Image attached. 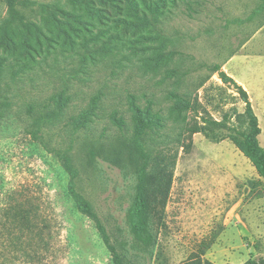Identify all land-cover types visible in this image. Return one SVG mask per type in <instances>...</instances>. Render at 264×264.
I'll return each instance as SVG.
<instances>
[{"label": "rangeland", "instance_id": "1", "mask_svg": "<svg viewBox=\"0 0 264 264\" xmlns=\"http://www.w3.org/2000/svg\"><path fill=\"white\" fill-rule=\"evenodd\" d=\"M21 1L33 4L24 10ZM128 1H95L104 18H85L73 39L99 34L103 50L84 55L52 22L65 17L50 6L72 12L64 0H15L17 9H37L38 59L47 60L0 103V264H114L96 223L70 198L62 155L125 264H183L193 254L212 264L264 259V179L228 131L210 125L234 126L246 109L211 72L216 65L249 94L264 149V0H152L159 14L149 28L119 21ZM8 20L9 2L0 0V58L13 55L2 38ZM170 51L181 55L162 57ZM60 93L69 108L36 122L29 107ZM89 105L96 109L75 133L70 121ZM136 109L154 123L142 138ZM140 194L152 210L145 241L130 221Z\"/></svg>", "mask_w": 264, "mask_h": 264}, {"label": "trees", "instance_id": "2", "mask_svg": "<svg viewBox=\"0 0 264 264\" xmlns=\"http://www.w3.org/2000/svg\"><path fill=\"white\" fill-rule=\"evenodd\" d=\"M64 1L69 7H71L72 12H68V10L66 11L57 5L50 6L53 10L58 11V13L60 12V14L65 17V19H57L55 15L52 17V22L59 29V38L62 39L64 44L68 47L72 46L75 48L78 54L81 53L80 51H82L81 54L84 55L101 53L103 46L98 45L99 34H95V36L91 38L84 37L79 44H77L73 38L75 33H80V30L76 29V25L88 24L89 20H86L85 18L97 20L104 18L103 9L96 7L95 1L100 4H106L113 0ZM8 2L10 5L11 21L9 23L8 20L7 24L1 29L2 38L6 41L7 46L12 51L13 55L11 58H0V103L5 105L10 103L11 96H7L9 90H12L13 87L15 88L21 83V76L25 75L27 72L33 71L35 67L40 65V61L47 60L46 58H43L42 60L38 59V57L44 52V50H42L41 38H44L45 36L41 27L34 20L38 11L37 9H31L27 12L24 11L29 9L27 8V5L33 3L30 1H21L25 8L24 10H21L19 9L20 7L18 9L15 7V0H8ZM155 5L156 4H154L152 0H141L140 2L129 0L126 16L123 19H119V21L129 28H149L158 23L157 15L159 14V10ZM43 7L46 8L45 5H43ZM258 11L264 12V3ZM53 14L54 12L51 13V15ZM90 30L91 29L88 27L84 31L88 32ZM75 36L77 38L79 37L78 35ZM48 40L51 49H55L54 45L60 46L57 39L48 38ZM89 44H92V46ZM179 54L181 55V53L177 51H170L163 53L162 57L170 61L173 57ZM54 61V63H57L56 59H54ZM211 72L217 73L219 78L225 84H231L234 86L238 94L241 96L243 103L246 105V109L243 114L236 115L237 121L234 126H228L227 123L217 121L210 122V125L228 131L227 139H229L244 154V156L251 161L260 177L264 179V149L260 146L258 141L261 129L259 119L252 107L249 94L241 85H238L234 79L229 77L227 73L222 71L220 66L215 65L212 67ZM70 101L71 97L69 96L67 97L61 93L52 94L50 97L36 104V107H29V113H34L36 122L44 123L45 121L59 118L69 108ZM95 109L96 107L89 105L88 109L82 110L77 118H72L70 122L75 133L84 130L87 125L86 120L88 119V115L91 116ZM146 119V116L137 110L136 125L134 128V134L137 138L145 136L154 124L150 120L147 122ZM61 160L64 168L71 175L69 195L77 211L96 223L97 230L104 245L112 256L113 263L125 264L116 247L111 243L107 229L93 210L91 203L77 191V169L67 155H62ZM137 200L130 221L133 225V231L136 236L140 240L145 241L144 237L148 234V221L151 217L152 210L150 206L148 207L147 199L143 194H140ZM183 264L212 263L204 261L198 254H193L190 259ZM247 264H264V259L260 261H248Z\"/></svg>", "mask_w": 264, "mask_h": 264}]
</instances>
